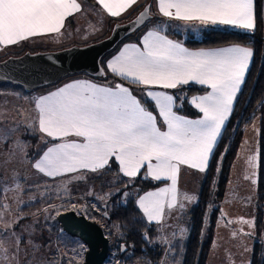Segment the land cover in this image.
Listing matches in <instances>:
<instances>
[{"label":"snow or ice","instance_id":"obj_1","mask_svg":"<svg viewBox=\"0 0 264 264\" xmlns=\"http://www.w3.org/2000/svg\"><path fill=\"white\" fill-rule=\"evenodd\" d=\"M156 2L159 15L186 25H222L247 32L256 27L254 0ZM95 3L108 16L118 17L138 0H95ZM81 10L78 0H0V48L18 45L30 38L60 34L67 18ZM147 18L148 9H145L137 23ZM252 57V49L242 46L191 51L169 39L162 30L152 28L142 36L139 46L125 45L108 61L106 70L101 69L99 73L106 76L110 72L129 84L142 86L144 101L123 84L104 86L87 80L67 83L32 101L36 116L27 122V130L41 133L43 143L50 146L38 154L31 167L43 177L56 180L71 174L103 173L113 162L118 165L119 173L130 180L141 175L144 169L145 178L170 182L156 191L146 192L136 201L147 223H155L163 233L165 227H172L168 220L173 213L183 214L185 202L190 204L196 199L178 190L181 166L200 173L207 170ZM190 82L211 90L188 101L202 114L197 119L179 115L174 110L177 98L165 91ZM147 101L151 102L152 110ZM6 139L0 137V142ZM27 147L26 142L15 141L4 164L15 158L17 152L21 160L28 158ZM249 166L255 168L254 158L249 159ZM50 207L59 215V208ZM176 218L179 220L180 216ZM241 223L254 228L251 221L242 219ZM186 231L177 225L172 237L161 235L165 256L175 248L173 238L177 232L182 239ZM20 242L17 237V257ZM76 243L79 251L70 250L67 259L57 264H76L82 259L85 245ZM124 250L121 246V251ZM245 251H249L247 246ZM3 259H7L6 251Z\"/></svg>","mask_w":264,"mask_h":264},{"label":"rangeland","instance_id":"obj_2","mask_svg":"<svg viewBox=\"0 0 264 264\" xmlns=\"http://www.w3.org/2000/svg\"><path fill=\"white\" fill-rule=\"evenodd\" d=\"M80 1L83 6L87 5L88 2H95V0ZM152 1L153 0H142L139 5V11L132 9V11L127 12L125 16L114 18L113 22L125 24L132 21L139 15L145 6H147L146 4ZM98 8H100L99 5ZM86 20L87 22L83 24H81V20H73V29L71 25H66L63 32L49 39L37 41L38 44L33 43L32 40H28L12 46L7 51L0 52V60L21 56L26 51L32 53L37 51L46 52L65 49L72 45H91L107 38L114 26L112 23L110 28L106 29V22L97 17L94 19L89 17L86 18ZM151 23L164 33H169L168 36L172 39L178 40L175 37L177 33L183 35L191 33L193 36H197L196 38L199 40L204 38L201 36L203 32L199 31V28L188 25L184 27L175 21H168L162 16H160L159 21ZM110 55L111 54L104 57L103 65L105 67L107 66ZM76 76L88 77V79H99L98 77L93 78L86 74H76L64 78L57 84L45 86L30 93L17 89H0V137H7L5 142H0V190L2 191L0 205L5 206L0 207V226L5 228V233H7L6 237L3 233H0V264H57L58 261L65 258L67 259V254L70 250L76 249L79 251V247L76 243L77 241L82 242L87 251V245L80 239L74 238L75 241L71 240V236L64 232L62 228L55 231L54 219L57 218L58 215L52 210L50 205H54L60 210L73 209L72 211L85 216V212L88 208H91L95 212L101 211L103 213L100 205L105 203L112 194L119 191L116 186L118 180L116 177H124L119 171L115 173V176L108 177L103 173L85 172L82 176H80V174H71L70 176L52 180L43 177L42 174H38L31 167V163L38 158V154H42V151L50 146L43 143L41 133L38 131L30 133L27 130V122L30 118L36 116L32 101L41 95L48 94L51 88L56 89L73 80L77 81L75 80ZM189 92V89L184 88L171 92V94L177 98V102H179L178 107L180 109L185 105L184 97ZM141 94L144 96L143 90H141ZM147 106L152 110L151 104ZM255 121V124L253 123L251 128H248L244 132L245 161L247 162L252 158V145L259 143L260 122L259 119ZM13 128H15L16 131H11ZM17 140L27 143L28 147L26 151L28 153V158L21 160L19 152H17L15 158L11 159L7 164H4L5 161L9 160L13 144ZM114 164L118 170V165L116 163ZM114 164L112 162L110 168L113 169ZM144 171L145 170L142 169V174L133 180L124 177L127 181L125 185L127 193H141V191L137 189H127L128 185L135 184L139 180H143L145 183L150 184L158 183L160 188L167 184L166 182L152 181L150 178H145L143 175ZM252 171L253 168L248 167L247 172H250L249 175H251V177ZM184 173L187 174V172ZM191 174L194 176L192 183L196 185L200 174L197 172H192ZM73 176L80 178H72ZM192 188L188 176L185 175L182 181L183 191L191 192ZM127 198H129L128 195ZM137 200L138 197L136 198V201ZM39 201L44 202L39 209L30 212H25L23 210L25 207ZM197 201L195 202L197 203ZM71 205H76V207L73 208ZM45 209L48 211H45ZM242 219L243 218L231 215L229 206L227 210H222L217 224L216 239L211 249L208 264H250L255 242V228L251 231V236L244 235L243 233L249 232L242 228ZM173 220L177 219L170 218L168 222ZM180 220L184 223L181 225V228H186L187 231L184 233L182 239L177 232L176 236L173 238L174 245L176 241H186L189 237L190 219ZM98 221L103 230L105 228L111 233L112 240H114L116 236H119L120 233L116 225H109L107 220L101 216L98 217ZM226 221H232V223L226 224ZM9 224L11 225L10 227L8 226ZM170 229L171 228L168 227L165 228L163 233L158 231L159 236L157 243L163 249L164 246L160 243L161 235L164 234L168 237H172L173 234L165 233V231H170ZM233 232H236L235 236ZM17 237H19L21 241L19 244L18 257L16 256ZM245 246H247L249 251H245ZM4 251L7 252L6 260L3 259ZM86 251L83 252L82 259H78L76 264L84 261ZM171 254L173 255L174 252L172 251L167 256H164L159 264H171ZM114 255L115 254L112 256L109 255L106 259V261H108H105L106 263L104 262V264H117V261H119V264H123L120 260H115ZM129 255L128 253L127 256ZM133 264L151 263L138 261L133 262Z\"/></svg>","mask_w":264,"mask_h":264},{"label":"trees","instance_id":"obj_3","mask_svg":"<svg viewBox=\"0 0 264 264\" xmlns=\"http://www.w3.org/2000/svg\"><path fill=\"white\" fill-rule=\"evenodd\" d=\"M146 5H150V3L148 2ZM254 6L256 27L252 32L211 29L205 32L202 40L197 39L191 33L187 35L177 33L175 35L180 42L191 49L213 48L230 44L246 46L253 51V61L246 75L242 90L236 99L232 115L205 173L199 199L187 216L190 219L189 237L186 241H176L173 249L174 254L170 256L171 264H208L216 226L221 214L220 208L227 190L232 166L237 159L245 130L258 117L261 119V162L260 180L256 195V234L251 264H264V0H254ZM150 14L152 20H160L159 17L152 15L151 11ZM151 19L135 33L120 42V44L139 35L141 31L149 26ZM116 48L107 55H112ZM103 60L104 58L102 59V65ZM112 76L108 73L106 76L98 77L99 79L97 80L101 81L112 78ZM117 80L125 82L119 78ZM125 84L132 86V84L127 82ZM0 89H17L24 92L22 87L13 84L1 85ZM189 91L190 95L203 92L201 89L194 88L189 89ZM184 101L185 105L181 109L177 107L179 111H183L188 117L200 116L191 105L186 104V96ZM149 104L151 102L147 101V105ZM117 172L118 170L114 164L113 169L108 168L103 171V174L108 177L115 176ZM116 178H118L116 186L119 191L112 194L105 203L100 205L103 213L101 211L95 212L88 208L85 214L87 217H92L90 220L99 224L98 217L105 218L103 205L107 206L109 219L105 218V220H107L109 225H116L120 233L119 236L112 240L111 233L104 228L105 235L110 240L109 255L115 254V260H120L123 264H133V262L138 261L159 264L165 254L164 249L157 243L158 229L156 225L147 223L136 204L137 197L139 198L150 189L159 187V184H150L145 183L143 180H137V183L128 185L127 189H137L141 193H127L126 179L124 177ZM1 195L2 191L0 190V198ZM127 195L129 198H127ZM43 204L44 202L39 201L25 207L23 210L25 212L34 211L42 207ZM72 210L63 209L60 210L59 214ZM54 222L56 231L61 228V225L58 223L57 218L54 219ZM145 235H147L148 239H145ZM71 240L75 241L72 237ZM121 246H124V252L121 251ZM128 253L130 254L129 256H127ZM63 260H66V258ZM83 262L78 264H83Z\"/></svg>","mask_w":264,"mask_h":264},{"label":"water","instance_id":"obj_4","mask_svg":"<svg viewBox=\"0 0 264 264\" xmlns=\"http://www.w3.org/2000/svg\"><path fill=\"white\" fill-rule=\"evenodd\" d=\"M145 9H148V18L143 23H137ZM150 19V5H147L132 21L114 25L110 35L97 43L87 46L73 45L55 51H27L21 56L0 60V86L13 84L30 93L76 74L105 76L99 74L101 69H105L102 65L104 56ZM103 208L104 217L109 219V215H105L107 206L103 205ZM57 221L64 232L87 245L83 264H104L110 253V240L100 224L75 211L60 213ZM5 232L6 229L0 226V233Z\"/></svg>","mask_w":264,"mask_h":264},{"label":"crops","instance_id":"obj_5","mask_svg":"<svg viewBox=\"0 0 264 264\" xmlns=\"http://www.w3.org/2000/svg\"><path fill=\"white\" fill-rule=\"evenodd\" d=\"M78 2L81 3V5H82V2L80 0H78ZM140 2H142V0H138V3L136 5H133L132 8H129L126 12L122 13L118 17L125 16L126 13L129 12V11H132V9H135L136 11H139V7H140L139 5L141 4ZM150 11H151L152 15L159 16V18H160L161 15H159V13H158L156 0H153L152 2H150ZM254 14H255V6H254ZM89 17H92L93 19L97 17V18H100L103 21H105L106 22V29L110 28L112 23L114 25L120 24V23H114L113 22L114 18H117V17L108 16L107 13L104 12L101 8H98V5L95 2H88L87 5H85V6L82 5L81 12L75 13L73 16H70V17L67 18V20L65 21V27H66V25H71V28L73 29V26H74L73 20H77V19L79 21L81 20V24H83L84 22H87L86 18H89ZM155 21L156 20H152L151 19L150 25L146 29L141 31V33L139 35L133 37L130 40H126L124 43H121L116 48V51L112 55H110L108 61H110L115 55H117L124 48L125 45L137 44L139 46V42H140L142 36L144 34H146V32L148 30H151L152 28H156L151 23V22H155ZM168 21H171V20H168ZM175 22L181 24L184 27L186 25L184 22H180V21H175ZM188 26L199 28V31L203 32L202 35H201L202 37H204V34H205L206 31L211 30V29H223V30H233V31H239V32H247V31H244V30L232 28L230 26H222V25L204 27V26H200L199 24H195V25H188ZM64 30H65V28L62 29L61 32H63ZM163 34L166 35L169 39H172L170 36H168L169 33H164L163 32ZM54 35H57V34H51V35H48V36H40V37L30 38L29 40H32L33 43L38 44L37 41H40V40H43V39H49V38H51ZM172 40L177 41L179 43H182V42H180L179 40H176V39H172ZM182 44L184 45V43H182ZM13 46H15V45H13ZM228 46H242V45L230 44V45L213 47V48H198V49H191V48H189V47L184 45V47L188 48L191 51H197V50H200V49H205V50H207V49H215V48L228 47ZM11 47L12 46L0 48V52L7 51ZM242 47H246V46H242ZM50 51H53V50H50ZM108 61H107V63H108ZM252 61H253V57H252V59H251V61L249 63L248 70H247V72L245 74L244 82H245V79H246V75H247L248 71L251 68ZM104 68L106 70L105 66H104ZM109 74H111V73L109 72ZM118 78L119 77H116V76L113 75L112 78L103 79L101 81H98L96 79H88V77H82V76L77 77L76 76L75 80H87V81H90V82H93V83H97V84H100V85H104V86H114L116 83H120V84H123L126 87H129L130 90L133 92V94L135 96H137L138 98H140L142 101L145 100V97L141 94V90H143L142 86H135V85L130 86L128 84H125V82L118 81L117 80ZM72 82H74V80L69 82V83H72ZM243 84L241 85L240 91L242 90ZM183 88L184 89H191V88L201 89L203 91V92L197 93V94H191V95L189 93L186 94L185 95L186 96V104H188V105H190L188 103V101L193 96L204 95V94H206V92L211 91L210 89L206 88L205 86L197 85V84L191 83V82L188 85H184V86L178 87L176 89H168V90H165V91H168V92L171 93V92H173V90H178V89H183ZM54 90H56V89H52L51 88L49 90V92L54 91ZM240 91L237 93L236 99H237ZM236 99L234 100L233 105H232V112L234 110ZM178 103L179 102H177V106L174 108V110L177 111V113L179 115H183V116H185L186 118H189V119H197V118H199L202 115V114H200L198 112L197 109H195L193 107V109H195L197 111V113H199L200 116L188 117V116H186L184 114L183 111H179L178 110V108H179L178 107ZM232 112L229 114L228 119L225 121L224 127L221 129V135L217 139V143H216V145L214 147L213 154H214V151H215V149H216V147H217V145H218V143H219V141H220V139L222 137L224 129H225V127H226V125H227V123H228V121H229V119H230V117L232 115ZM256 119H259V122H260V125H259V143L258 144L256 143V144L252 145V149H251L252 150V158H254V163H255V168L252 167L253 168L252 177H251V175H249L250 172H247V169L250 166H249V162L245 161V156L246 155H245V145H244V137L245 136H244L243 140H242V144H241L240 150H239V153H238V156H237V159H236V161L234 162V164L232 166V169H231V172H230V176H229V182H228L227 190H226V193H225V196H224V199L222 201L221 208H220L221 212H222L223 209L227 210L228 206H229L231 215L236 216L238 218H243L245 220H250L254 224L255 234H256V203H257L256 195H257V190H258V185H259V180H260V162H261V153H260V148H261V146H260L261 119H260V117H258ZM255 122L256 121H254V124H255ZM250 128H251V126L249 127V129ZM213 154L210 157L209 165H210V162L212 160ZM110 163L112 164V162H110ZM208 168H209V166H208ZM116 169H117V167H116ZM206 171L204 173H200V172H198L195 169L188 168L187 166H181V171H180L179 179H178V190L182 194L186 193V194H188L190 196H195V198H196L195 201H197L199 199L200 190H201V187H202V184H203V181H204V176H205ZM184 172H187V174H185ZM192 172H197L198 174H200V176L198 177V183L196 185H194L192 183V180L194 179V176L191 174ZM185 175L188 176L189 181H190V185L193 187L191 192H184L183 189H182V181H183V177ZM253 180H255L256 182L253 183L252 182ZM166 183L169 184L170 182H166ZM165 186H163V187H165ZM159 188L160 187H157L155 189H150L149 191H156ZM180 188H181V190H180ZM195 201L193 203H190V204L185 202L186 203L185 212L183 214L173 213L171 218L177 219L176 217H177V215H179L180 219H187V216L191 212L192 208L195 206V203H196ZM180 219L168 222V224L172 225V227H171L170 231H165V233L166 234H173V231L176 229L177 225H179V227H181V225L184 224V223H182ZM153 224L155 225V223H153ZM242 225H243L242 228L247 230L249 233H251V231L254 230L253 227H249L247 224L242 223ZM165 228H167V227H165ZM216 229H217V226H216ZM254 238H255V235H254ZM215 239H216V232H215L214 242H215ZM214 242H213V244H214ZM253 247H254V245H253ZM250 264H251V262H250Z\"/></svg>","mask_w":264,"mask_h":264}]
</instances>
